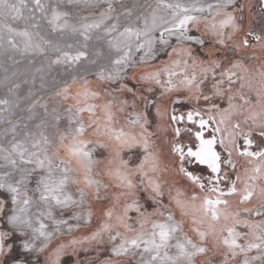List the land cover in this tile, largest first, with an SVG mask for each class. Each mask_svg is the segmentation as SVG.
I'll return each instance as SVG.
<instances>
[{"label":"snow or ice","instance_id":"6c2138e0","mask_svg":"<svg viewBox=\"0 0 264 264\" xmlns=\"http://www.w3.org/2000/svg\"><path fill=\"white\" fill-rule=\"evenodd\" d=\"M139 21L65 129L0 147V264H264V0Z\"/></svg>","mask_w":264,"mask_h":264},{"label":"rangeland","instance_id":"374dc122","mask_svg":"<svg viewBox=\"0 0 264 264\" xmlns=\"http://www.w3.org/2000/svg\"><path fill=\"white\" fill-rule=\"evenodd\" d=\"M154 4L0 0V147L23 142L33 150L41 133L54 138L65 129L68 109L83 99L77 95L80 86L94 83V73L110 67L113 38L137 25ZM102 6L112 8L105 12Z\"/></svg>","mask_w":264,"mask_h":264},{"label":"bare ground","instance_id":"6f19581e","mask_svg":"<svg viewBox=\"0 0 264 264\" xmlns=\"http://www.w3.org/2000/svg\"><path fill=\"white\" fill-rule=\"evenodd\" d=\"M126 2V1H125ZM128 3V2H127ZM124 3H121V4H118L120 7L123 5ZM126 4V3H125ZM111 5V4H110ZM124 6V5H123ZM111 7V6H110ZM110 7L109 6H102L101 8H102V10L104 9L105 10V12H106V10H108L109 11V9H110ZM116 7V6H115ZM112 8V7H111ZM114 8V7H113ZM122 9V8H121Z\"/></svg>","mask_w":264,"mask_h":264}]
</instances>
